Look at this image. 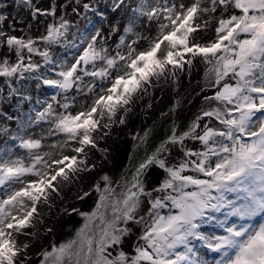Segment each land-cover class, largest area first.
Returning <instances> with one entry per match:
<instances>
[{"label": "snow or ice", "instance_id": "1", "mask_svg": "<svg viewBox=\"0 0 264 264\" xmlns=\"http://www.w3.org/2000/svg\"><path fill=\"white\" fill-rule=\"evenodd\" d=\"M20 2L33 19L52 17L56 22L48 23L38 37L16 35L15 24L9 31L0 27V47L16 57L15 63L0 60V77L10 88L12 78L18 77L37 81V88L43 85L56 91L52 102L36 101L46 106L31 109L34 116L20 110L15 117L18 133L11 139L19 140L31 163L25 165L0 151V264H36L30 243L19 237L32 235L26 230L33 226L37 206L48 203L61 183L81 170L85 161L78 156L86 147L97 146L93 134L108 126L102 123L105 116L111 120L153 78L171 75L175 81L178 71L198 59L208 66L209 74L198 94L214 89L213 94L202 97L205 104L185 129L173 124L156 152L137 167L122 199L105 188L96 208L81 213L85 223L76 236L40 253L39 264H264V0H136L134 6L129 0H113L112 11L128 16L125 35L117 45L127 48V53L110 56L103 47L106 37L97 28L94 34L81 35V43H86L82 51L72 45L79 54L71 63L54 60L51 54V47L62 45L67 37L70 22L58 15V9L68 5L51 0L41 8L34 0ZM82 7L95 11L89 3ZM140 17L157 24L156 35L144 50L135 47L144 37L126 43ZM6 20L0 14V25ZM118 30L111 28L112 33ZM209 31L214 37L203 43L202 33ZM37 44L48 47L40 50ZM33 55L42 57L43 65L32 62ZM44 65L53 66L47 71L55 78L41 71ZM89 76L102 83L111 80V84L101 87L104 94L96 95L90 105L73 112L76 95H95V84L84 81ZM12 96L19 97L18 109L31 101V96L15 88L9 99ZM41 122L50 125V134L64 135L61 147L78 144L72 149L76 155L50 159L49 153L37 151L41 141L23 133ZM7 133L6 127H0V135ZM188 140L200 147H187ZM169 146L182 153L178 163L173 162ZM152 166L165 177L148 189L146 175ZM211 222L223 234L200 231ZM207 253L216 256L209 259Z\"/></svg>", "mask_w": 264, "mask_h": 264}, {"label": "rangeland", "instance_id": "2", "mask_svg": "<svg viewBox=\"0 0 264 264\" xmlns=\"http://www.w3.org/2000/svg\"><path fill=\"white\" fill-rule=\"evenodd\" d=\"M34 2L41 8H46L51 3V0H34ZM112 2L113 0H80V4L76 5L75 0H64L61 4H67L69 10L67 8L61 9L60 15H63L70 22V27L62 45L51 47L53 59L60 61L67 59L70 63L74 62L75 56L79 53L78 49L72 47V45L79 46V50L82 51L86 43H81V35L86 33L94 34L97 28L106 37L103 47L108 48V54L110 56H115L117 53H113L111 48H116V51L119 50V52L126 54L127 48L124 47L125 49L121 50L123 47L118 49L117 45L119 44L120 37L125 35L123 29L128 26V16L122 12H113ZM129 2L134 6L136 0H129ZM177 2L179 1L177 0ZM185 2L187 3L188 0H185ZM83 3H89L95 11L86 12L82 7ZM74 4L78 8L77 12L70 10V7ZM97 12L103 13L104 16L97 15ZM0 14L7 17L6 22L0 25L6 31L10 30L9 26L12 25V19L15 17H18L24 23L28 22L31 26L33 23H36L37 26L34 29L35 37L45 33L48 23L56 22L53 18L52 22H49L48 19L51 17H37L33 19L27 7L20 0H0ZM43 20H47L48 22H42ZM109 21L114 22V26L118 27L119 30L116 33L110 31L109 34H106L105 28L110 27ZM150 24L152 22L148 21L146 17H140L136 23L134 32L128 34L126 37V43H131L136 33L142 30L144 39H140L135 47L139 50L146 49L149 46L150 38L154 37L157 32V26L154 29H150ZM16 31V35L18 36L24 35L22 30L17 28L15 33ZM34 35L28 33L26 36L34 37ZM213 37L214 33L210 32L203 36L202 42L207 43ZM36 46L40 50L48 47L44 44H37ZM3 57L7 58L9 63L16 62L15 55L8 53L6 49H4ZM28 59V55L25 54L26 63ZM30 59L32 62H38L43 65V58L40 56L33 55ZM97 66H102V63L97 62ZM50 67L53 66L44 65L41 71L55 78L52 72L47 71ZM91 67V65L88 66L89 69ZM207 67L205 65L206 69ZM24 75L29 77L32 74L25 73ZM84 81L86 84H95V95L92 93L88 95H76V102L71 109L73 112L82 110L87 105H90L96 98V95L104 94L101 92V87L106 89L111 84V80L102 83L98 78L94 79L90 76L84 77ZM192 81H188L184 85L185 88L183 90L187 93H184L182 96L178 95L177 97L167 94L166 98H162L161 92L160 94L153 95L151 88L146 86V90L142 89L139 91L128 105L119 108L111 120H108L107 116H105L102 123L108 126L100 128L98 132L93 134L97 146L95 148L86 147L84 153L78 156V159L85 161L84 164L80 165L81 170L70 174V180L61 183L59 191L50 197L48 203H41L37 206V215L33 221V226L26 230L32 233V235L19 237L21 242L30 243L32 257L36 252V257L34 258L36 264H39L42 258L39 255L40 253L50 251L53 246L66 243L67 235L69 233L74 234L84 225V218L81 213H91L96 208L101 192L105 188L114 190V194L118 198H123V193L131 186L132 176L137 167L147 157L156 152V149L161 146V142L170 133L174 123L179 126V129H185L186 125L198 113L201 106L205 104L202 97L204 95H212L214 92V89H206L203 93L194 94L192 89L195 84ZM36 85L37 81L33 79L20 80L18 77L12 78L11 88H15L31 96V101L24 102L20 105V109H18L19 97L12 96L9 99V93L11 92L9 82L5 78L0 77V127H6L8 129L7 134L0 135V151H6L13 159L20 158L25 165L31 163V158L27 150L19 147V140L11 139L12 135L18 133L15 117L19 115L20 110L34 116L35 112H32L31 109L43 110V107L46 106L45 103L37 104L36 101L52 102L51 96L56 91L43 85L37 88ZM74 94L75 90L68 93L69 97ZM60 99H63V96ZM149 99L153 100L148 103ZM174 105H176L175 110L171 111ZM54 107L58 111H63L56 104H54ZM7 116H12L13 119L9 120ZM121 120L123 121L122 123ZM31 133H35L37 136L33 137V139H39L41 141V149L39 152L42 154L49 153L50 159H60L65 155H76L72 149L79 145L72 143L61 147V145L65 144L64 135L50 134L51 128L48 123L41 122L40 124L33 125L31 128H27L23 135L27 137ZM121 140H123L122 156L119 161L111 164L110 159L112 154L110 147L114 142L121 143ZM185 144L187 147L193 149L200 147L198 143L191 140L186 141ZM169 147L172 149L173 162L178 163L179 160L177 158L182 153H180L178 147ZM164 155L167 156V153ZM151 173H154L152 179L150 177ZM164 177L165 173L162 170L155 166L150 167L147 170L145 187L151 189L157 186ZM97 188L100 191H97ZM85 193H88V195L85 196ZM64 198L69 202L62 204ZM68 210H70L69 213ZM141 214H143V211H141ZM136 230L137 232L139 231L138 228ZM200 231L205 235L223 234V230L217 227L215 222L203 224ZM201 252H207V250L201 249ZM214 256H216L215 253H207L209 259Z\"/></svg>", "mask_w": 264, "mask_h": 264}, {"label": "bare ground", "instance_id": "3", "mask_svg": "<svg viewBox=\"0 0 264 264\" xmlns=\"http://www.w3.org/2000/svg\"><path fill=\"white\" fill-rule=\"evenodd\" d=\"M63 1L64 0H58V1H56V3L61 4ZM72 7H76V5L75 4L72 5L70 7V10H72ZM67 9L69 10V7H67ZM60 12H61V9H58V15H60ZM48 20H49V22H52V17ZM42 22L46 23L48 21L43 20ZM108 23H109L110 27L105 28L106 34H109L112 26H114V22L109 21ZM13 24L17 25V28L22 30L24 35H27L28 33H30L31 35H34V29L37 26L36 23H33L32 26L28 22L24 23L18 17H15L12 19V25ZM152 24H153V26H152ZM152 24H150V29H154V27L157 26L155 21H152ZM210 32L211 31L206 32V33H202V35L204 36L206 34H209ZM15 34H17V31ZM18 34H19V32H18ZM34 37H35V35H34ZM136 37H144L142 30H139L136 33L134 40H136ZM124 49L125 48L123 47L121 50H124ZM111 51L113 53H115V52H118L119 50L116 51V48H113V49L111 48ZM3 56H4V49L1 47V49H0V59L1 60L5 59ZM208 79H209V74L206 71L205 64L202 61H199V59H198L197 62H195L194 65L191 66L190 68L186 65L185 71H182V72L178 71L177 79L175 81H173L171 75H169L167 78L161 77L158 80L154 78V80H152V84L149 85L148 87L151 88V93L153 92L152 93L153 95L160 94V92H161L162 98H166L167 94H171V95L177 97L178 95L182 96L184 93H187V92H184L183 89L185 88L184 85L187 84L188 81L193 80L192 82H194L195 85L193 86L192 92L194 94H198L199 88L202 86H205L208 82ZM152 100L153 99H149L148 103L151 102ZM154 100H156V99H154ZM148 106H152V105H148ZM27 137L33 138V137H37V136L35 135V133H31ZM37 151H40V149ZM110 151L112 154L111 159H110V163L114 164V162L119 161V159L122 156L123 140H121V143L114 142L112 144V146L110 147ZM153 175H154V173L150 174L151 179L153 178L152 177ZM66 198H64L62 200V204L65 202H67V203L69 202V201H66L67 200ZM69 212H70V210H68V213ZM35 257H36V252L33 255V259Z\"/></svg>", "mask_w": 264, "mask_h": 264}, {"label": "flooded vegetation", "instance_id": "4", "mask_svg": "<svg viewBox=\"0 0 264 264\" xmlns=\"http://www.w3.org/2000/svg\"><path fill=\"white\" fill-rule=\"evenodd\" d=\"M84 223H85V220H84ZM76 234H77V231H76L74 234L69 233V234L67 235L66 243H67L68 241L72 240V239L76 236Z\"/></svg>", "mask_w": 264, "mask_h": 264}]
</instances>
